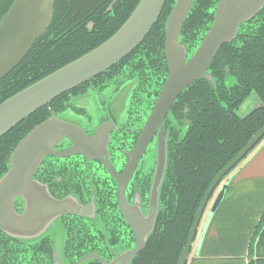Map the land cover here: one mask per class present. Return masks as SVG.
I'll use <instances>...</instances> for the list:
<instances>
[{
	"label": "trees",
	"instance_id": "1",
	"mask_svg": "<svg viewBox=\"0 0 264 264\" xmlns=\"http://www.w3.org/2000/svg\"><path fill=\"white\" fill-rule=\"evenodd\" d=\"M14 1L0 0V20L12 8ZM53 1L55 8L51 25L34 42L28 56L18 67L0 80V105L16 93L102 45L129 20L141 0H119L112 9L114 0ZM174 2L175 0H166L160 19L132 55L89 82L109 74L112 78L118 72L119 66L126 63H139L144 66L148 64L149 72L145 77H155L157 84L160 81V88L167 71L164 56L165 24ZM218 2L196 0V5L183 27V38L193 36L194 33L190 30L196 21L206 18L207 15L213 19L209 11ZM259 15L256 24L240 28L238 39L242 40L243 46L224 45L210 66L211 74L217 82L218 97L207 82L201 80L188 89L174 105L176 116L184 105L190 106L188 119L191 126L184 143L176 147L180 151L179 157L173 168L174 174H168V179L166 178L163 196L166 198V191L172 182L174 189L158 218L156 233L149 238L146 248L132 264H178L188 243L197 209L213 178L264 127V11ZM227 66L237 83L231 89L224 85V70ZM139 69L143 76L142 66ZM88 84L81 85L45 105L1 137L0 178L8 171L11 154L22 139L49 119L52 116L51 110L59 112L71 95L83 90ZM252 93L258 95L262 106L254 109L247 117L237 116L235 111ZM224 103L228 106L225 107ZM171 131L176 135L179 132L175 125ZM263 142L264 138L244 160ZM258 223L249 245V264H264V214Z\"/></svg>",
	"mask_w": 264,
	"mask_h": 264
},
{
	"label": "flooded vegetation",
	"instance_id": "2",
	"mask_svg": "<svg viewBox=\"0 0 264 264\" xmlns=\"http://www.w3.org/2000/svg\"><path fill=\"white\" fill-rule=\"evenodd\" d=\"M218 1L215 8L209 11L213 19L207 15L206 18L196 21L190 30L194 33L193 36L183 38V27L196 5V0L193 1L191 11L180 30L179 36V45L184 47L187 52V62L201 47L213 28L216 12L221 3V0ZM174 3L173 10L176 6V0ZM173 10L168 16V20ZM263 11L264 8L249 21L242 23L236 37L232 41L222 44L221 48L224 45L232 44L237 47L243 46L242 40L238 39L240 28L244 25L256 24L260 18L259 14ZM168 20L165 24L164 42L167 71L160 88H158L160 81L157 84L155 77H145L149 72L147 70L148 64L144 66L139 63L134 65L126 63L119 66L118 72L112 78L110 77L111 74L104 75V78L89 82L83 90L71 95L64 102V106L60 108L59 112L51 110L52 116L56 117L69 110L86 116L87 121L80 125L85 130L87 137H99L100 135L97 133L99 129L103 128L104 140L97 151L96 149L90 150V157L82 154L66 158L53 155L46 157L38 167L33 180L42 185L52 199L58 202L70 200L76 204V207H80L79 212L78 214L64 213L62 216L49 221L44 226L43 233L33 239L18 238L0 228V264H79L80 262L81 264H132L138 254L146 248L149 238L156 233L158 218L168 204L171 197L170 193L174 189L172 182L166 191V198L163 196L166 178L168 179V174H174L173 168L179 157L180 151L176 147L184 143L191 126V121L188 119L190 106L184 105L180 114L176 116L173 111L174 105L188 89L201 80L207 82L211 91L218 97L217 82L211 74L210 66L221 48L207 68L205 77L198 79L178 95L150 141L141 143V135L148 125L149 118L154 112L162 90L169 79V62L166 51ZM140 66L143 68V76L141 75L142 70L139 69ZM224 75L225 87L227 89L235 87L237 83L232 86L226 84L228 76H233L230 74L229 66L225 68ZM90 92L98 94L100 97L99 105L92 116H89L86 109L81 107L88 99ZM249 98L235 111L237 116L241 118L248 116L242 117L237 113ZM257 99L256 104L259 108L262 103L259 97ZM224 106L227 107L228 105L224 103ZM173 125L179 131L177 135L171 133ZM164 143L167 159L163 174L165 175L164 182L158 190L159 208L154 223L155 228L147 238L144 248L139 250L134 258L129 261L128 253L133 252L137 246L129 218L137 212L145 219L150 215L151 194L155 184L154 179L158 175V147ZM71 147L69 142L63 141L55 148V151L63 153ZM9 168L0 180L10 171ZM15 200L16 214L23 215L26 210L25 201L19 197Z\"/></svg>",
	"mask_w": 264,
	"mask_h": 264
},
{
	"label": "water",
	"instance_id": "3",
	"mask_svg": "<svg viewBox=\"0 0 264 264\" xmlns=\"http://www.w3.org/2000/svg\"><path fill=\"white\" fill-rule=\"evenodd\" d=\"M117 1L119 0L113 2L111 9ZM193 1L176 0V6L169 17L166 31L169 79L149 118V123L141 135V143L150 141L178 95L193 85L195 81L205 77L207 68L221 45L232 41L239 31L240 25L249 21L264 8V0H221L213 28L201 47L187 62V52L184 47L179 45V36L191 11ZM165 2L166 0H141L128 18L129 20L102 45L1 103L0 139L45 105L77 87L89 83L131 55L160 19ZM53 5V0H15L10 11L0 20V80L18 67L29 54L33 43L50 26L54 13ZM102 130L103 128L99 129L97 133L100 135L99 137L88 138L79 123L52 116L22 139L10 159V171L0 180V228L15 237L33 239L43 233L44 226L49 221L64 213L78 214L80 207H76V204L70 200L58 202L52 199L48 191L34 181L33 177L38 167L49 155L66 158L82 154L90 157V150L96 149L97 151L100 144L103 143L105 132ZM263 138L264 127L213 178L197 209L193 227L188 236V243L181 253L178 264H188L189 262L200 223L212 193ZM63 141L69 142L72 147L63 153H57L55 148ZM158 151L159 170L157 169L158 175L154 179L150 215L145 219L137 212L129 218L137 241L136 249L127 255L129 261L139 250L144 248L147 238L155 228L154 223L159 208L158 190L164 182L165 175L163 174L166 168L165 143L158 147ZM227 186L228 184L225 183L211 207L200 237V244L208 223L225 198ZM18 197L26 204L23 215L16 214L15 199Z\"/></svg>",
	"mask_w": 264,
	"mask_h": 264
},
{
	"label": "crops",
	"instance_id": "4",
	"mask_svg": "<svg viewBox=\"0 0 264 264\" xmlns=\"http://www.w3.org/2000/svg\"><path fill=\"white\" fill-rule=\"evenodd\" d=\"M225 183L228 184L225 198L208 223L200 244L210 213L206 210L188 264H249V245L264 214V142Z\"/></svg>",
	"mask_w": 264,
	"mask_h": 264
},
{
	"label": "rangeland",
	"instance_id": "5",
	"mask_svg": "<svg viewBox=\"0 0 264 264\" xmlns=\"http://www.w3.org/2000/svg\"><path fill=\"white\" fill-rule=\"evenodd\" d=\"M235 83H236L235 78L233 76H228V78L226 80V84L229 85V86H232ZM105 92H106V90L104 91V93ZM257 98H258L257 95L253 93L252 96L247 100V102L244 103V105L241 107V110H239L237 114H239L240 116L244 117V116H247L250 113H252L253 110L257 108V104H256L258 102ZM99 102H100L99 95L90 92V95L88 96V99H86V101L83 103V106H81V107L86 109V111H87L89 116H92V115H94V113L96 111V108L99 105ZM58 117L62 118V119H65V120H68L70 122H73V123L76 122V123H79V124H84L87 121V117L86 116H84L82 114H79L77 112H73L71 110L66 111L64 113H60V115ZM222 184L223 183H221L219 185V187H217L216 190L212 193L213 195L211 196V199H210V201H209V203L207 205V207H209L207 209L209 212H210L211 204L213 203V201L215 200L216 196L218 195L217 193H218L219 189L221 188Z\"/></svg>",
	"mask_w": 264,
	"mask_h": 264
}]
</instances>
